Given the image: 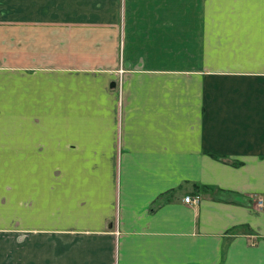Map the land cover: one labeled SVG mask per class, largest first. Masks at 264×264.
<instances>
[{
  "label": "crops",
  "instance_id": "1",
  "mask_svg": "<svg viewBox=\"0 0 264 264\" xmlns=\"http://www.w3.org/2000/svg\"><path fill=\"white\" fill-rule=\"evenodd\" d=\"M46 8L0 67V264H264V0Z\"/></svg>",
  "mask_w": 264,
  "mask_h": 264
},
{
  "label": "rangeland",
  "instance_id": "2",
  "mask_svg": "<svg viewBox=\"0 0 264 264\" xmlns=\"http://www.w3.org/2000/svg\"><path fill=\"white\" fill-rule=\"evenodd\" d=\"M52 3L53 0H0V67L21 63L5 59L15 55H53V33L48 35L53 29L52 9L48 12L46 8ZM44 62L46 74H52L53 65Z\"/></svg>",
  "mask_w": 264,
  "mask_h": 264
},
{
  "label": "built area",
  "instance_id": "3",
  "mask_svg": "<svg viewBox=\"0 0 264 264\" xmlns=\"http://www.w3.org/2000/svg\"><path fill=\"white\" fill-rule=\"evenodd\" d=\"M201 201L200 196L192 197V196H186L185 202L187 204L197 205ZM256 208L259 210H264V199L259 198L256 202Z\"/></svg>",
  "mask_w": 264,
  "mask_h": 264
},
{
  "label": "trees",
  "instance_id": "4",
  "mask_svg": "<svg viewBox=\"0 0 264 264\" xmlns=\"http://www.w3.org/2000/svg\"><path fill=\"white\" fill-rule=\"evenodd\" d=\"M213 155V154H212ZM213 156H215V157H217V158H219V159H222V157H218V156H216V155H213Z\"/></svg>",
  "mask_w": 264,
  "mask_h": 264
}]
</instances>
